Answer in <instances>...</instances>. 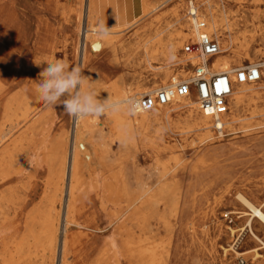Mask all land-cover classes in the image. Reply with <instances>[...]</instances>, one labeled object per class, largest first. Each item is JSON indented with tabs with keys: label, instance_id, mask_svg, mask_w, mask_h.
Here are the masks:
<instances>
[{
	"label": "rangeland",
	"instance_id": "374dc122",
	"mask_svg": "<svg viewBox=\"0 0 264 264\" xmlns=\"http://www.w3.org/2000/svg\"><path fill=\"white\" fill-rule=\"evenodd\" d=\"M189 1L198 4L197 0H102L96 24L111 33L102 34L103 38L113 40L83 65L79 41H83L82 23L86 22L88 0L0 3V12L11 20L16 32L15 39L12 37L14 50H4L0 56L4 88L0 95V264L5 260L23 264L28 257L31 264H41L48 258L47 264H58L66 234L73 240L70 264H97L96 259L105 252L123 254L121 264H134V245L138 242L154 251V256L143 259L142 264L253 263L252 255L240 256L230 250L225 253L224 248L229 249L239 234V253L257 245L245 228L249 216L244 212L248 209L236 194L242 193L255 204L264 197V18H257L259 12L264 13V5H256L254 0H211L241 22L237 34L244 35L250 43L249 54L234 67L256 64L262 70L261 79L252 83L254 98L246 100L239 111L241 120L223 134L215 128L210 132L199 130L186 120L189 110L179 109L171 111L169 121L136 130L135 140L127 141L106 113L92 115L95 121L87 132L81 121L77 127L76 117L61 114L62 105L43 104L34 115L19 97L22 86H37L40 71L50 62H42L36 76V55L27 58L29 63L24 65V51L18 48V28L25 31L23 40L30 42L29 46L37 37L43 47L48 42L51 50L44 57H52V62L64 60L98 73L91 78L92 87L103 97H117L114 85L126 89L129 98L139 95L134 94V87L161 84L159 74L165 71L171 72L170 76L176 72L179 81L191 77L192 67L186 60L189 56L182 51L186 42L195 39L191 34L175 52V60H184L178 66H167L162 58L150 63L143 51H134V44H143L166 28L174 8L182 7L187 17ZM126 15L134 20L127 23L122 19ZM3 23L4 20L0 25ZM124 41L129 49L120 52L118 47ZM170 78L160 89L171 84ZM175 101L166 106L174 108ZM163 110L160 107L157 112ZM47 111L53 117L52 124L43 123L44 129H37L35 118ZM131 115L138 116L134 112ZM252 115L255 118L250 120ZM63 135L66 144L61 150ZM78 138L84 160L76 201L80 210L75 224H70L63 201L68 180L60 179L59 165L63 156L66 162L69 157L70 163ZM164 171L166 177L160 178L158 172ZM163 184L167 187L165 200L160 196ZM144 190H148L145 199H149L134 202ZM47 218L57 220L53 255L46 254L51 244L45 231ZM91 218L95 220L92 231L88 228ZM254 221L253 228L264 238L263 226ZM28 228L39 235L37 241L27 236ZM230 228L235 230L234 235ZM19 241L25 247L16 253ZM261 253L264 255V251Z\"/></svg>",
	"mask_w": 264,
	"mask_h": 264
},
{
	"label": "bare ground",
	"instance_id": "6f19581e",
	"mask_svg": "<svg viewBox=\"0 0 264 264\" xmlns=\"http://www.w3.org/2000/svg\"><path fill=\"white\" fill-rule=\"evenodd\" d=\"M2 1L4 0H0V3H2ZM197 2L198 4L195 5L193 1H189L187 17L184 16V14H182L183 13L182 7L178 6L174 8L173 11L171 12L172 19L168 23L166 28L160 30L153 37H149L148 39H145L143 44L141 43L139 45L134 44V51L136 50L143 51L146 54L148 62L150 63L152 61H156L162 58L166 61L167 66H170V67L178 66L179 63L183 62L184 60L183 59L180 60V58L179 60H175L176 50L182 46L184 38H186L188 35L191 34L192 36L196 37V34L194 33V27H193L195 23V18H192L191 16H189L190 11L192 9H196L197 17L202 19L207 25L206 32L211 37L216 38L220 44V53L213 60V66H212L211 73L213 74L229 73L233 80V91L229 99V111L223 116H221L219 119H215L212 116L206 114L204 111H202L199 108L198 103L195 100V98L192 95H190L187 97L177 98L175 101L176 106L174 108L162 106L164 107V110L162 112H157L159 109L157 108L149 112L137 114L138 116L133 117L131 115V113H133L132 109L129 110L127 105H125V107L121 111H118L115 113L106 112V115L108 116L110 121L114 123V126L118 128V130H120L119 131L120 134H122V137L125 138L127 141L135 140L136 130L138 131L147 130L151 125L155 123L163 122L164 120L169 121L172 117L171 111L179 110V109L189 110L190 113L186 120L189 123L193 124L199 130L210 132L213 128H215L216 130H219L221 134H223L224 130L234 126L236 123H238L241 120L239 117V111L242 105L245 103V101L248 99L254 98L256 91L252 83L251 82L238 83L236 82L235 75H234L237 69L244 68V65H238V67H234V64L236 63L238 64L243 59L244 56L249 54V50H250V43L244 40V35L242 36V35L237 34V29L240 26L241 22L239 20H234L233 18L228 16V14L225 11H223L218 6L217 3H213L211 2V0H197ZM254 3L256 5L261 6V5H264V0H254ZM87 6H88V11H87V16H86V22L85 24L84 22L82 23V26H84L83 31L81 32L83 34V41L82 43H80L79 41V46L82 49V65L84 64V62L89 61L90 56L94 52L100 51L103 45L109 44L113 40L111 38H103V36H101L102 34H111V33L100 30L98 28V25L96 24L97 15H99V9H98L96 0H88ZM0 10H1V7H0ZM79 18L80 17H78V20ZM257 18L263 19L264 13L259 12L257 14ZM2 20H4V23L0 25V56L1 54H5L6 51L4 52V50H7V52L8 50L9 51L14 50V45L12 46V43H13L12 37L14 36L16 37L15 30L11 28V20L6 18L3 15V13L0 12V22ZM78 26L79 25L75 27V33L78 31ZM17 35H18V43H19L18 48H21L24 51L23 53L25 57L24 65L29 63L28 62L29 58H32L34 57V55H36L35 57L36 60L34 61V67L36 71V72L34 71V73L36 76L39 73L40 67L42 66V62L44 61L52 62L53 61L52 57L50 56L44 57V54L47 53L48 51L50 52L51 48L50 46H48V42L45 47H43V45L41 46L42 43H41V40L38 39V37L35 39L36 40L35 43L29 46L30 42L28 43L27 41L23 40V37L25 36V31H23L22 28H18ZM46 39H48V37H46ZM46 39H45V44L47 41ZM128 49H129V45L125 41L122 42L118 47V50L120 52H126ZM189 59L190 57H188L186 60L188 61ZM191 60L193 64H196L198 62L197 59H191ZM37 64H39V66ZM253 65H250V66H253ZM82 70L86 76L90 77L89 83H91L92 85L93 81H91V78H93L94 76H98L99 74L91 73L86 68H83ZM181 72L185 73L186 70H181ZM170 73L171 72L169 71H165L159 74L161 77V82H162L161 84H164L165 81L169 77H171L170 78L171 83L173 80L177 81V77H176L177 73L175 72L172 76H170ZM189 73L190 72H188V74ZM261 75H262V70H261ZM17 78L19 80L21 77L18 76ZM1 83L2 81H0V95L3 94L2 92L4 90V88L1 86ZM161 84L155 82L153 83L152 86H149V87L138 85L137 87H134V94L155 92L158 89H160L159 86ZM118 88H120L118 85H114L112 87V90H114L115 92L116 91L118 92V94L116 95L117 97L114 98L108 94H105L106 96L104 97H110L112 100L114 99L113 101H121V102L127 101L130 103V98L126 96V94H128L129 92L126 89L124 90V89H118ZM35 89H36V86L34 85L33 86L25 85L21 87L20 91H18L20 95L19 97L21 98L20 100L23 101V104H25L29 113L30 112L34 113V115H35V112L38 111L40 107L43 105V102L37 98V93ZM98 97L104 98L103 96H100V95H98ZM65 113H66V110L62 108L61 114H65ZM48 115L49 114L47 111L43 115H40V116L38 115L35 118L34 122H35V126L37 127V129L41 127L43 123L46 125H48V123L52 124L53 117H49ZM261 115L263 116L264 114H261ZM254 118H255V115H252L249 117L250 120ZM79 121H81L82 126L85 127L86 131L89 132L92 130V124L94 123L95 120L92 115L83 116L79 118L76 117L77 127H78ZM255 124L259 125L261 123L256 122ZM41 128L44 129V127H41ZM49 130L51 131V127L49 128ZM65 144H66V141L63 135V137L60 139L61 150L64 149ZM75 144L76 145L73 147V152H72L70 163H69V157H68V161L66 162V157L63 156L60 158V165H59L60 166L59 167L60 179L63 180L64 178H66L68 180L67 181L68 186L63 194V201L66 204V211H65L66 220H67V223H70V224H73V223L75 224L76 222L75 218L77 216V213L80 210L78 209L76 205V201L78 199L79 191H80L79 190L80 189L79 174L83 166L82 163H84L83 162L84 160L83 161L81 160L82 159L81 155L83 154V150H82L79 138L77 139ZM166 174H167L166 171L161 172V173L158 172V175L160 176V178L166 177ZM161 188H162V191L160 193V196L162 197L163 200H165L166 193H167V187L165 184H163ZM261 191L263 192V196H264V182L262 184ZM147 192L148 190L147 191L144 190V192H141L139 195H137L134 198V202L143 200V198L144 200H148L149 199L148 197H147L148 199H145L146 196L148 195ZM236 195L238 199L241 201V203L244 206H246L248 209L247 211L244 212V213H247L249 216L246 221L245 228L248 229L250 238L257 245L245 251L244 253H239L237 251V244L239 240H241V236H242V234L241 235L239 234L237 235V237L234 238V240H232L230 248L229 249L224 248V251L225 253H227L230 250L240 256L252 255L251 260L253 261V263L251 262L250 264H255V263L264 264V255L261 253V251H264V238H262L257 233V231L253 228L254 220L255 221L257 220L259 223H261V225L264 228V197L262 198V200H260L258 204H255L252 200H250L249 198H247L245 195H243L240 192H238ZM53 200L55 202L58 201L57 199H54V198ZM158 201H160V199ZM3 215H4V218L6 219V214L3 213ZM92 216L94 217V214H92ZM94 221L95 220L91 218V220L88 223V228L90 231L95 230ZM45 223H46L45 231L47 232L48 237L51 240V244L46 247L47 248L46 254L53 255L55 252L54 244L56 242L57 232H58L57 220L47 218ZM245 228H241V230L244 231ZM230 229H231V235H234L235 230L232 228ZM25 233L27 234V236L33 237L34 240L36 241L39 239V235L36 233L33 234L30 231V228L26 229ZM72 243H73V240H72L71 235L66 234L65 238L62 240L60 262L58 264H70L68 260H69V254L71 252ZM24 247H25V243L23 241L22 242L19 241V244L16 247L17 249L15 250L16 253L22 252ZM153 256H154V251L150 249L149 247L143 246L140 242L134 245V264H142L143 259L147 257H153ZM30 258L31 257H28L27 259H25L23 264H31L29 262ZM121 258H123L124 260L125 255L119 254V253L116 254V252H109V254L108 252H105V253H102L96 259V261H97V264H121ZM48 261H49V258L43 261L41 264H47ZM20 263L21 262H19V264ZM4 264H18V263L14 262L13 260H9V261L5 260ZM151 264H153V262Z\"/></svg>",
	"mask_w": 264,
	"mask_h": 264
},
{
	"label": "built area",
	"instance_id": "2783aa9c",
	"mask_svg": "<svg viewBox=\"0 0 264 264\" xmlns=\"http://www.w3.org/2000/svg\"><path fill=\"white\" fill-rule=\"evenodd\" d=\"M197 10L192 9L189 16L195 18L194 40L185 43L182 51L190 59L191 77L183 80H173L170 85L153 93L134 95L130 98L132 111L136 114L149 112L169 105L177 98L192 95L199 108L215 119L229 111V99L233 91V80L229 73L213 74L214 58L220 53L219 42L206 32V23L197 17ZM191 59H197L193 64ZM238 83L257 82L261 79V68L258 65L237 69L234 73Z\"/></svg>",
	"mask_w": 264,
	"mask_h": 264
},
{
	"label": "clouds",
	"instance_id": "9594fccd",
	"mask_svg": "<svg viewBox=\"0 0 264 264\" xmlns=\"http://www.w3.org/2000/svg\"><path fill=\"white\" fill-rule=\"evenodd\" d=\"M38 79L40 82L35 91L45 107L62 105L73 117L115 113L121 111L125 105L129 110L133 107L127 101H113L110 97L99 98L89 83L90 77L80 67L72 66L64 60L46 63Z\"/></svg>",
	"mask_w": 264,
	"mask_h": 264
},
{
	"label": "crops",
	"instance_id": "0c3cea01",
	"mask_svg": "<svg viewBox=\"0 0 264 264\" xmlns=\"http://www.w3.org/2000/svg\"><path fill=\"white\" fill-rule=\"evenodd\" d=\"M97 2V6H98V9H99V15L101 14V3H102V0H96ZM122 19L124 21H127V23H129L130 21H132V19L134 20V17L130 18L128 17V15L122 17Z\"/></svg>",
	"mask_w": 264,
	"mask_h": 264
}]
</instances>
